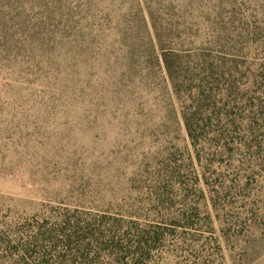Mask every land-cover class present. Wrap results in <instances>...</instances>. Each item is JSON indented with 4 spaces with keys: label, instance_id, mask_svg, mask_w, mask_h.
<instances>
[{
    "label": "rangeland",
    "instance_id": "rangeland-1",
    "mask_svg": "<svg viewBox=\"0 0 264 264\" xmlns=\"http://www.w3.org/2000/svg\"><path fill=\"white\" fill-rule=\"evenodd\" d=\"M0 264H264V0H0Z\"/></svg>",
    "mask_w": 264,
    "mask_h": 264
},
{
    "label": "trees",
    "instance_id": "trees-1",
    "mask_svg": "<svg viewBox=\"0 0 264 264\" xmlns=\"http://www.w3.org/2000/svg\"><path fill=\"white\" fill-rule=\"evenodd\" d=\"M171 56H172V55H171L170 53H164V54H163V60H164V62H165V64H166V68H167V71L169 72V74H170V72H172V71H171V69H170V66L168 65L167 60H168Z\"/></svg>",
    "mask_w": 264,
    "mask_h": 264
}]
</instances>
